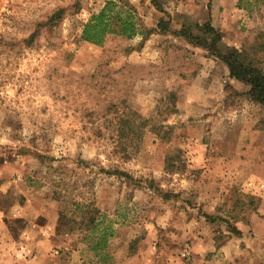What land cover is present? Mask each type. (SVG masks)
Here are the masks:
<instances>
[{
	"label": "rangeland",
	"instance_id": "rangeland-1",
	"mask_svg": "<svg viewBox=\"0 0 264 264\" xmlns=\"http://www.w3.org/2000/svg\"><path fill=\"white\" fill-rule=\"evenodd\" d=\"M103 2L0 0L6 264H264V108L182 37L82 41ZM248 10L213 26L221 53L260 41L264 5Z\"/></svg>",
	"mask_w": 264,
	"mask_h": 264
},
{
	"label": "trees",
	"instance_id": "trees-1",
	"mask_svg": "<svg viewBox=\"0 0 264 264\" xmlns=\"http://www.w3.org/2000/svg\"><path fill=\"white\" fill-rule=\"evenodd\" d=\"M264 5V0H237V7L249 11L250 7ZM61 10V9H60ZM61 11L53 14V18H60ZM167 17V16H166ZM169 19L161 17L156 24V29L144 30L141 28L140 19L136 9L128 0H108L104 6L95 14H92L88 21L82 26L80 39L95 46H102L109 35L120 36L131 39L137 34H141L142 41L156 31L163 34L168 33ZM171 35L182 37L194 47L202 49L209 56L224 63L233 78L248 87L247 97L252 103L264 108V72L257 66V55L264 54V34H259L260 41H256L248 48L237 50L230 49L223 54L217 47L221 40V32L214 28L209 21L202 24L182 25L178 30L169 32ZM123 110L132 117H137L136 113L130 112L124 103ZM138 118V117H137ZM130 121L120 117L117 123L120 124L119 136L126 137L125 128ZM138 128H142V123ZM135 133V134H134ZM136 138H139L141 131L134 130ZM123 149V148H122ZM122 173V172H121ZM119 173V174H121ZM123 175V174H122ZM238 233L236 230H233ZM105 230L99 235L98 241L90 248L92 252L105 242ZM105 246V244H104Z\"/></svg>",
	"mask_w": 264,
	"mask_h": 264
},
{
	"label": "crops",
	"instance_id": "crops-1",
	"mask_svg": "<svg viewBox=\"0 0 264 264\" xmlns=\"http://www.w3.org/2000/svg\"><path fill=\"white\" fill-rule=\"evenodd\" d=\"M108 0H104L102 5H100L99 10L104 6ZM129 3L136 9L137 16L140 19L141 28L146 30L156 29L157 21L161 18L169 19L168 30L169 32L178 30L186 21L201 24L209 21L212 26H218L219 20L224 19L225 17L230 20H235L239 18H247L246 12L243 9L237 7V0H159L161 5L158 7L154 0L144 1L146 7V14H138L140 4L142 0H128ZM167 16V17H166ZM246 16V17H245ZM157 33L153 31L149 37L144 41L148 43V47L154 52L160 51L157 47L152 46L151 44L155 43L157 37L168 38L171 36L170 33ZM175 37V36H174ZM136 38V41H142L141 34H137L132 39ZM177 40L178 37H175ZM143 43V44H144ZM216 62L203 58L200 61L198 74L194 77L195 82L204 81L208 77H213L214 69ZM6 241H8L6 237ZM4 240L0 238V264H6L11 254L7 251ZM41 247V246H39ZM36 258L43 255L42 248L40 250H35ZM56 253V252H55ZM38 255V256H37ZM44 256V255H43ZM53 256V254H52ZM40 260V259H39ZM43 264L40 261H32L30 264Z\"/></svg>",
	"mask_w": 264,
	"mask_h": 264
},
{
	"label": "built area",
	"instance_id": "built-area-1",
	"mask_svg": "<svg viewBox=\"0 0 264 264\" xmlns=\"http://www.w3.org/2000/svg\"><path fill=\"white\" fill-rule=\"evenodd\" d=\"M23 252H24V248L20 247L17 253L15 254V256L20 258L23 255Z\"/></svg>",
	"mask_w": 264,
	"mask_h": 264
}]
</instances>
